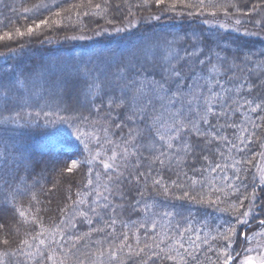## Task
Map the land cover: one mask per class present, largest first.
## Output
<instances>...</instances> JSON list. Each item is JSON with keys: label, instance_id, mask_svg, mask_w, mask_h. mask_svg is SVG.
Segmentation results:
<instances>
[{"label": "trees", "instance_id": "16d2710c", "mask_svg": "<svg viewBox=\"0 0 264 264\" xmlns=\"http://www.w3.org/2000/svg\"><path fill=\"white\" fill-rule=\"evenodd\" d=\"M76 1L0 0L4 264H39L38 255L25 253H36L39 244L32 236L41 222L48 229L41 239L60 259L63 247L66 264H76V256L84 258L85 252L121 243L130 246L118 253L124 264H141L147 256H136L139 248L148 244L146 253L154 255L161 248L167 252L184 228L191 231L182 243L196 257L181 249L188 264H222L224 251L239 257L248 230L264 226V182L253 166L263 149L264 108L253 112L233 101L264 105V41L212 26L201 16L243 13L257 1L204 0L201 5L200 0H79V7ZM152 13L168 20L91 41L58 40ZM174 14L181 20L169 19ZM29 27L35 29L31 34ZM131 45L132 54L127 53ZM193 49L199 59L211 57L218 64L225 74L221 82L229 89L221 95L228 99L217 102L208 124H200L203 138L192 137L189 153L172 151L162 157L164 165L151 163L153 157L142 146L147 140L137 135L147 136V123L129 119L132 110L116 86L118 74L126 70L134 79L159 80L164 67L187 61L185 74L193 67L199 78L202 66L193 63L197 57L188 56ZM125 149L127 158L120 155ZM113 152L115 162L109 159ZM108 160L114 171L105 173ZM73 162L76 167L69 172ZM249 205L257 211H245ZM244 212L249 222L241 224L239 220L247 219ZM110 220L116 223L110 225Z\"/></svg>", "mask_w": 264, "mask_h": 264}, {"label": "snow or ice", "instance_id": "6c2138e0", "mask_svg": "<svg viewBox=\"0 0 264 264\" xmlns=\"http://www.w3.org/2000/svg\"><path fill=\"white\" fill-rule=\"evenodd\" d=\"M160 2V0H158ZM201 5L204 4V0H200ZM99 7V5H97ZM42 23L46 24L47 21ZM236 23H240L239 20ZM41 25L36 24L35 28H39ZM35 29L29 27L27 29L28 33L31 34ZM18 31V30H17ZM8 39H12L11 34H5ZM19 35H23L22 32ZM4 39L3 36H0V40ZM189 58L197 57L193 61L195 64H199L202 67L199 69V78L196 77V69L193 67L188 68L187 74H185V63H182L177 67L175 64H169L167 67H164L161 73V78L159 80L147 78L134 79L131 75L125 72L118 74V83L117 87L120 88L124 102L127 103L128 107L131 108V115L129 119L133 120L135 123V118L138 117L142 122H146L148 126V133L145 137L143 133H137L141 139H146L147 143L142 146L148 151L149 156L153 157L151 163H159L164 165L165 160L162 157H167L169 152L176 151L189 153L193 148L194 144L192 142V137L203 138L201 137L200 124H208L207 116L209 114L216 115L213 111L214 106L220 100L227 101L228 97L222 96L221 93H227L229 89L225 88L224 83L221 82L223 75L220 67L217 63H212L211 57L207 61L204 59H199V54L195 49L192 52L188 53ZM177 59H180L177 57ZM139 75V74H137ZM230 79V78H229ZM219 89L220 91H217ZM236 95L239 96V88L236 89ZM240 108L248 105L251 107V111L257 112L258 109L264 108L262 104H255L252 106L253 102L247 100L244 103L234 100ZM111 106V105H110ZM121 107L124 106L122 103ZM231 107V105H229ZM238 110V109H234ZM222 115H227L226 112L221 110ZM264 119V118H262ZM243 142V141H242ZM264 147V143L261 145ZM157 153H159L157 155ZM136 153H133L135 155ZM99 155V154H98ZM122 157L127 158L128 152L127 149L120 154ZM142 156L143 154L140 153ZM261 158H264V152L259 153ZM109 159L113 162L117 159V153L113 152ZM148 159V157H144ZM256 157H253L252 160L247 161V163H252ZM254 167H259V165L254 164ZM76 164L73 162L71 168L68 169L71 172L72 168H75ZM218 167V166H217ZM103 168L105 173L113 169V165L108 162L103 163ZM264 171V169H261ZM140 175H144L141 173ZM264 179V177H262ZM92 181H89L91 184ZM195 183V181L193 182ZM154 184L161 185L160 179H155ZM165 191L167 189L165 188ZM97 196H102L103 193L97 191ZM82 202V201H81ZM241 203H243L241 201ZM92 211H96L95 208ZM21 217L24 216V212H20ZM164 216H168L167 212L163 213ZM244 216L248 215V212L243 213ZM239 223H247L246 220H239ZM33 223H36L33 221ZM110 225L116 223L115 220L109 221ZM261 224H264V220L260 221ZM3 227V225H0ZM39 231L32 236V239L38 241L39 247L36 249V253L28 252L25 253L28 256L38 255L39 264H66L68 254L64 252L63 247H60V252L64 256V259H60L56 255V249L51 248L50 245L45 244V240L41 237L45 236L48 233V229L43 227L42 222L37 225ZM155 225H153V230ZM97 231H104L103 228L97 229ZM190 228H184L183 232H179L175 238V243L169 246L167 252L163 248L160 249V253L150 254L146 253L145 249L150 248L151 246L145 244L143 248H139L136 251L135 255L138 257L147 256V259L141 258V264H148V261L151 260L152 264H156V261L159 260L160 264H165L166 260L174 261L175 264H188V261L184 258V255L190 256L192 259L196 257L189 252L188 248L185 247L182 241L185 238V233L190 232ZM229 231H234L230 228ZM125 241L127 240V234H122ZM63 239V237H61ZM215 239V237H214ZM225 239H230L227 234H225ZM79 241H77L78 243ZM164 241L161 240V243ZM4 245L8 244L7 240L2 241ZM24 244H27L29 248L34 247L32 244H28L27 240L23 241ZM52 243H55V240H52ZM194 243V242H193ZM75 244H73V248ZM125 247H129L126 243H121L119 245H112L108 248L100 247L95 251L83 253V257L76 256V264H124L123 259L118 256V253H122ZM159 247V245H157ZM225 247H230V243ZM181 249H183L184 255L181 254ZM69 251H72L69 249ZM252 251V249H248ZM175 253V255H173ZM131 254V253H129ZM15 255V253H13ZM73 256L76 255L75 252L72 253ZM223 260L222 264H233V255L227 251L221 253ZM239 256V254H237ZM0 264H4L3 257L0 256ZM242 264H264V253L258 257L246 256L243 259Z\"/></svg>", "mask_w": 264, "mask_h": 264}, {"label": "rangeland", "instance_id": "374dc122", "mask_svg": "<svg viewBox=\"0 0 264 264\" xmlns=\"http://www.w3.org/2000/svg\"><path fill=\"white\" fill-rule=\"evenodd\" d=\"M256 4H254V8L247 9L243 13H223V14H211L208 17L207 16H201L202 20L207 19L210 25L228 30L235 33L243 34L247 37H253L255 39H259L264 41V0H256ZM91 2L83 1V3ZM75 4V3H74ZM77 6L82 5V1L77 0L76 1ZM76 6V5H75ZM74 7L75 9L77 8ZM161 14H147L145 16L141 15L139 17H132L130 20L127 19L122 23L116 24V25H107L100 27L93 31H87V32H80L68 36H64L59 38V43H69V42H77V41H91L95 40L102 36H116L118 33L128 32L131 29H136L141 25H149L151 23L160 22L161 20L165 21L168 20V17H161ZM175 18L176 21L181 20V16L179 14H174L173 17H170L169 19ZM212 19V20H209ZM239 20L240 23H236V21ZM199 22V21H197ZM177 23V22H176ZM170 32V31H167ZM173 32H177L176 30H173ZM135 43L134 45H136ZM137 47V46H136ZM225 48H231L232 50L235 49L234 47H230L229 45H223ZM129 50H127V53H131L133 51L132 45ZM2 54V53H1ZM132 54V53H131ZM135 55V54H134ZM262 152H264V147L262 149ZM110 163V161H106ZM259 167L257 175L259 177L260 182H264V171L261 169H264V158L259 159ZM263 185V184H262ZM261 185V186H262ZM257 196V194H255ZM256 197H254L253 200H255ZM252 206V204H251ZM257 211L255 207H250L246 209L245 211ZM249 215V214H248ZM247 219H243L248 221ZM248 230L247 237L245 239V246L242 248V251L239 255V257H234L233 264H242L243 259L246 256H252V257H258L262 253H264V226L260 227L257 224V229L252 231ZM245 235V232L243 234V237ZM248 249H252V251H248Z\"/></svg>", "mask_w": 264, "mask_h": 264}, {"label": "water", "instance_id": "95a60500", "mask_svg": "<svg viewBox=\"0 0 264 264\" xmlns=\"http://www.w3.org/2000/svg\"><path fill=\"white\" fill-rule=\"evenodd\" d=\"M245 236V235H244Z\"/></svg>", "mask_w": 264, "mask_h": 264}]
</instances>
